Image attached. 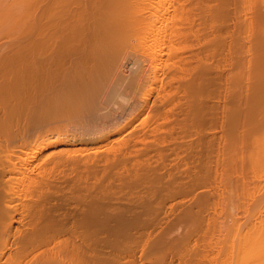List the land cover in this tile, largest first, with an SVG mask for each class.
<instances>
[{"label": "bare ground", "instance_id": "6f19581e", "mask_svg": "<svg viewBox=\"0 0 264 264\" xmlns=\"http://www.w3.org/2000/svg\"><path fill=\"white\" fill-rule=\"evenodd\" d=\"M33 3L0 88V264H264L239 213L264 166L257 0Z\"/></svg>", "mask_w": 264, "mask_h": 264}, {"label": "rangeland", "instance_id": "374dc122", "mask_svg": "<svg viewBox=\"0 0 264 264\" xmlns=\"http://www.w3.org/2000/svg\"><path fill=\"white\" fill-rule=\"evenodd\" d=\"M33 1H35V0H0V20H1L0 21V88H3L5 86H8V84L10 85L11 83H13V81H15L14 78L16 76L18 78V72H21V70H22L20 64H22L21 62L23 61L24 57H28V63H30V61H31V52H32L31 51L32 50V43L31 42L33 40V32H32V28H31L29 23H28L27 27L25 26V31H24V29H23L24 25L22 24V22H34L35 12H33V11H35L34 10L35 4L33 3ZM257 3L259 5V9H260L261 22H263L262 24L264 27V0H257ZM22 25H23V27H22ZM20 59H21V61H20ZM263 100L264 99H262V101H261V105L264 108V101ZM119 113L120 112H117V111L115 112V115H113L114 117H112L113 121L118 120V118L120 117ZM24 116H26V115H24ZM21 117H23V116H21ZM27 118H26V120L29 121V122L27 121L28 122L27 124H26V121H23L25 119L22 120L23 123L20 119H18V124H14V128L12 127V129H13V131H17V132L22 129L21 133L19 132L20 135L23 134L22 136L25 137L26 141H31L35 138L34 137V133H35L34 131L35 130L33 128L34 126L33 127L31 126V128H33V130H34V131L32 130L33 135L31 133L32 132L31 130H29L31 132L26 134L27 133L26 130H28L27 129L28 124L31 123L30 120ZM24 129H26V130H24ZM35 136H36V134H35ZM249 169H250V171H249ZM244 170H245V171H243L244 176H245L243 178L244 184L242 183V187H243L242 193L243 194L240 195L241 200L239 198V201L241 203V208L239 210V213H241L240 218H243V220H241V221L247 222L248 218L251 219L252 215L256 214L254 216L259 217L260 220H258V221L263 223L264 220H262L263 219L262 216H264V213H263L264 211L262 210V212H261V210H257L258 208L257 209L253 208L252 201L254 202V200L256 198H258L257 196L260 193L257 190L263 186V183H264V166H261L258 170H255L256 175H255L254 170H251V168H248V166ZM237 171H235L233 173V176L239 175L240 170H237ZM251 172H252V175L254 173V176L251 175ZM258 175H260V176H258ZM262 175H263V177H262ZM240 176H241V174H240ZM250 176H252V177H250ZM254 177H255V179H254ZM259 177H260V179H257ZM235 178H237V177H235ZM247 180H249V181H247ZM254 181L255 182L258 181V182L255 183V185H254V183H253ZM248 183H249L250 188H248L249 186H247ZM250 183H253L252 186L250 185ZM256 188H257V190H256ZM244 192L246 194H244ZM255 196H256V198H255ZM250 198H252L254 200H252V199L250 200ZM251 206L253 208L252 210H251ZM248 207H249V209H248ZM259 211L263 214L261 215V213H260V215L258 216ZM250 219H249V221H250ZM143 243H144V240L141 239L139 244H143ZM139 264H142V263H139ZM146 264H148V263H146ZM174 264H177V262Z\"/></svg>", "mask_w": 264, "mask_h": 264}]
</instances>
